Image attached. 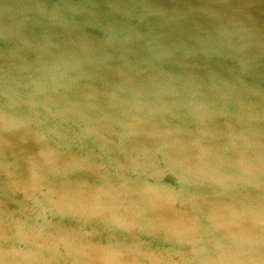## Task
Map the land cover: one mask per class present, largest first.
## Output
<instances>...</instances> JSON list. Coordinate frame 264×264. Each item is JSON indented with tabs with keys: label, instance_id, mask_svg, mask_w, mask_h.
<instances>
[{
	"label": "water",
	"instance_id": "95a60500",
	"mask_svg": "<svg viewBox=\"0 0 264 264\" xmlns=\"http://www.w3.org/2000/svg\"><path fill=\"white\" fill-rule=\"evenodd\" d=\"M0 264H264V0H0Z\"/></svg>",
	"mask_w": 264,
	"mask_h": 264
}]
</instances>
